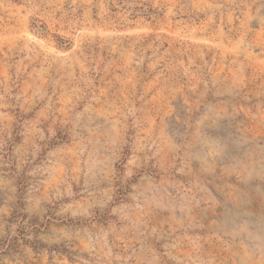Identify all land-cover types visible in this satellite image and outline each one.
<instances>
[{
  "label": "rangeland",
  "instance_id": "rangeland-1",
  "mask_svg": "<svg viewBox=\"0 0 264 264\" xmlns=\"http://www.w3.org/2000/svg\"><path fill=\"white\" fill-rule=\"evenodd\" d=\"M0 264H264V0H0Z\"/></svg>",
  "mask_w": 264,
  "mask_h": 264
}]
</instances>
